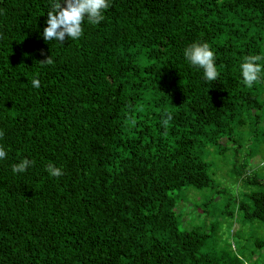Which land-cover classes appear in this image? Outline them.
I'll list each match as a JSON object with an SVG mask.
<instances>
[{"label":"trees","instance_id":"obj_1","mask_svg":"<svg viewBox=\"0 0 264 264\" xmlns=\"http://www.w3.org/2000/svg\"><path fill=\"white\" fill-rule=\"evenodd\" d=\"M108 3L62 44L50 0H0V264H264V70L251 88L240 70L264 55V0Z\"/></svg>","mask_w":264,"mask_h":264},{"label":"clouds","instance_id":"obj_2","mask_svg":"<svg viewBox=\"0 0 264 264\" xmlns=\"http://www.w3.org/2000/svg\"><path fill=\"white\" fill-rule=\"evenodd\" d=\"M108 0H50V8L47 12L46 27L42 32L43 39L46 42L58 41L64 44L65 40H77L83 35V24L85 20L90 24H99L104 19V11L109 8ZM43 54V52H42ZM184 56L187 61L194 67L203 70L204 78L207 81H216L219 76L215 64V54L207 43H192L184 50ZM264 61V55H249L244 57L240 64L243 83L248 88L253 87L255 83L260 81L261 72L264 65L260 63ZM41 64H52V56H48ZM33 88L40 87V81L33 78L31 81ZM172 120L171 114H165L161 123L166 130L169 122ZM4 136V132L0 131V138ZM7 152L0 146V159H5ZM34 164L27 158L19 163L12 165V172L23 173ZM47 172L52 177H60L63 172L60 168L53 164H48Z\"/></svg>","mask_w":264,"mask_h":264},{"label":"rangeland","instance_id":"obj_3","mask_svg":"<svg viewBox=\"0 0 264 264\" xmlns=\"http://www.w3.org/2000/svg\"><path fill=\"white\" fill-rule=\"evenodd\" d=\"M221 143L224 146L226 144L225 140H223ZM231 152L232 151L227 152L228 153L227 155L231 156ZM223 159H224V157H222L221 155H217V156H215L214 160H209V161L214 163V166L212 168L214 178L217 181L221 182L222 184L227 185L228 183H224L223 181L224 180L231 181V179L233 178V174H232V172L230 170L231 169L230 162L225 164V161ZM227 160L229 161V159H227ZM201 200H202L201 194L200 193H196L195 194V198L193 199V201H197L198 202V201H201ZM191 205L192 204H190V202H189L188 204H184L183 206L185 207V210L188 211V210H190ZM222 221H223V219L221 218L219 220V222H222ZM229 228H230V226H223L222 232L227 233L228 230H230ZM236 228H238V229L240 228L239 224L236 225ZM226 236H227V234H226Z\"/></svg>","mask_w":264,"mask_h":264}]
</instances>
